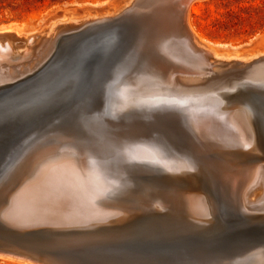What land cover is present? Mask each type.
<instances>
[{
    "label": "bare ground",
    "instance_id": "bare-ground-1",
    "mask_svg": "<svg viewBox=\"0 0 264 264\" xmlns=\"http://www.w3.org/2000/svg\"><path fill=\"white\" fill-rule=\"evenodd\" d=\"M192 1L133 0L115 11L67 15L51 24L47 39L40 37L48 44L38 65L21 76L10 64L20 51L16 56L10 41L0 42V98L43 77L68 54L65 76L75 77L72 92L57 90L64 93L59 107L0 154V218L9 232L0 244L57 264L72 263L55 250L114 242L125 243L124 252L157 250L159 259L148 256L149 264H201L213 249L238 246L252 238L247 230L264 228V127L254 120L259 113L264 126V88L252 92L260 105L233 94L246 80L264 82V50L240 54L200 40L188 25ZM138 28L147 32L122 60ZM7 31L13 28L1 32ZM23 36L29 45L36 35ZM117 63L122 67L109 82L108 116L86 123L96 134L87 138L80 115L99 112V87ZM216 64L246 72L209 95L178 89L176 73L203 75ZM183 114L194 138L173 134L174 146L166 135L182 125ZM145 127L171 147L160 138L138 140ZM166 243L175 246L166 249ZM207 264H264V244Z\"/></svg>",
    "mask_w": 264,
    "mask_h": 264
},
{
    "label": "rangeland",
    "instance_id": "rangeland-1",
    "mask_svg": "<svg viewBox=\"0 0 264 264\" xmlns=\"http://www.w3.org/2000/svg\"><path fill=\"white\" fill-rule=\"evenodd\" d=\"M126 1L125 0H0V25H1L0 32L8 28H13L15 32L17 31L16 34L19 33L17 35H19L18 37L20 38V41L16 39L10 40L15 50L14 55L17 56L18 50L20 51L18 52V55L21 53L19 55V58L14 59L13 61L10 62V64L12 65L11 67L12 69H14V66L18 65L17 68L13 70V73L17 76H21L27 70L29 69L34 70L37 67L38 65L37 61L41 57L42 51L48 44L40 40L41 38L45 37L47 39L49 37L46 33L51 31L52 29L51 24L54 21L59 19H64L67 17V15L80 17V16H84L85 14L115 11L119 7H121V5L122 7L125 6L127 4ZM130 2L132 3L133 0L128 1L127 5H130L131 4ZM190 7L194 9L190 8V12L188 13L189 16L188 25L190 28L193 29V32H195L196 36L200 38V40H203V42L218 44L220 45V47L225 46L224 48L228 52L232 51V52H238L240 54L244 52L254 51L255 48L264 50V42L260 41L261 37L264 36V0H194L192 1ZM67 9H70L72 11H66ZM8 22H12L13 24L5 25ZM58 23L59 22H54L55 25ZM129 30L130 28L128 27L126 31L129 32ZM30 33L34 34V36L36 35L35 39L29 45H25L23 39L26 38L27 36L25 37L23 35ZM87 44L88 43H86L85 45ZM26 46L27 48L30 49L28 51L29 52L28 54H24L25 53L24 50ZM33 46L37 48L35 49L33 48ZM70 56L71 55L68 54L66 57L60 59L46 75L37 78L36 81H32L26 84V86L20 89L18 93L13 94L11 96L6 95L0 98V111L3 109H7L9 112V114L7 112L6 115L0 118L1 119L0 120V138H1L0 154L4 151V149L8 148V145H10L11 142L15 141L17 137L21 135L28 136L30 133L28 130L38 125L37 122L40 121V118L43 117V114L46 115L44 112L48 114L53 112L59 107L60 102L63 101L60 100L59 97L62 99L64 98V93L61 94L60 92L65 91L66 87L68 88H66L65 94H67L68 92H72L75 77L74 75L69 76L67 78L65 76L67 73L68 64H70L71 62L69 58ZM225 66L226 65L216 64L213 67H209V68L206 67L207 76L206 73H204L205 75L180 74L177 76L178 79L177 82L181 85H186V86L187 85L205 86V85H213V84L218 85L222 83L224 84L233 83L235 81L243 79V76L246 72V69L244 67H239V66L225 67ZM208 73H210V75ZM46 88L48 89V91H42L45 90ZM61 88H63L62 91ZM57 90L60 92L57 93ZM40 91H42V93H39ZM35 95H37L36 98ZM43 96L44 97L47 96L48 100H41L44 99ZM52 97L54 100H56L55 101L56 103L54 102L53 99L50 100ZM93 98L94 101L97 102L95 95H93ZM9 105L12 106V108L9 107ZM52 106L54 108H52ZM32 109H33V113L31 111ZM26 112L28 113L31 112V113L27 114ZM14 118H16V120H14ZM13 120L14 123L11 122ZM44 120H41L40 122ZM41 130H39L38 132H40ZM172 132L179 140L184 141L185 139L184 134L177 126L172 125ZM246 233L252 238L246 241L245 243L232 247H220V248L217 247L213 249L211 253L238 250L239 248L242 249L247 247L248 244H253V243L259 244V242L261 243L264 241L262 240L264 239V228L256 229L255 231L247 230ZM198 238L199 236L195 239ZM200 239L201 238H199L198 240ZM171 245L173 244L166 243V247H168L166 249L169 248L173 249ZM8 257L12 259H9ZM195 257L196 255L195 256L193 255V258ZM15 259L16 261H14ZM18 259L20 260L19 262H17ZM24 260L26 261L23 262ZM30 262L34 264H56V263H47L45 261L42 262L40 260L35 261V260L24 259L21 257L19 258V256L13 253L0 252V264H31Z\"/></svg>",
    "mask_w": 264,
    "mask_h": 264
},
{
    "label": "water",
    "instance_id": "water-1",
    "mask_svg": "<svg viewBox=\"0 0 264 264\" xmlns=\"http://www.w3.org/2000/svg\"><path fill=\"white\" fill-rule=\"evenodd\" d=\"M12 22H8L5 25H11ZM1 26V25H0ZM142 30V31H141ZM135 37L131 40V43L128 47V51H126V54H123V56L121 57L122 60H124L125 58H127L129 55H131L132 53H135V47L137 46V44L139 43V39L142 38V36L147 32V30H143V28H138L137 30H135ZM11 39H16L18 41H20V38L18 37V35L16 34V32L14 31H7V32H0V42H4V41H10ZM28 39L27 37L24 38V42L25 40ZM129 52V55H128ZM128 55V56H127ZM121 60V61H122ZM119 63V62H118ZM118 63L114 66V68L108 72V77L107 80L104 82V84L101 86V88L99 87L100 91V97L98 99V107H99V112L97 114H85V115H80V125H81V132L82 135H84L87 138H92L93 136H96V134L94 133H90L89 129H87V124L86 123H90V122H94V120L99 116L101 118H105V116L107 115V111L109 109L108 107V95L107 92L109 93V82L110 79H112V81L116 80L117 75L119 73L116 74L117 70H119L122 65H118ZM53 62H51L50 64H48L45 67L46 68L52 66ZM118 66V67H117ZM125 69H128L129 67L127 65H124ZM120 72V71H119ZM180 75V73H176L175 76L177 78V76ZM262 80H258L256 82H253L251 80H246L245 82L241 83L240 86L236 87V90L233 92V94H235V92L240 93L238 95H241L242 97L244 96L245 98L250 99L251 96L254 99L255 104H259L260 105V101H258V98L256 96L252 95V92H256L259 91L260 89L264 88L262 85ZM264 83V82H263ZM228 84V83H227ZM180 85V84H179ZM111 86V85H110ZM224 86V83L222 84H218V85H205V86H193V85H181L178 86V89H180L181 91H193L194 93H189L192 94L193 96H205V95H209L212 92H217L220 88H222ZM201 91V92H199ZM225 92V91H223ZM192 95L190 97H192ZM190 102V101H188ZM96 116V118H94ZM255 116V115H254ZM255 123L257 125V127H260L261 129H263V121L260 118V114L258 113L255 117ZM181 119V123L182 125L177 126L181 132L184 134V137L188 140L190 138H194L193 134L190 130V126L187 122V117L183 114L182 116H180ZM144 131V136L140 137L138 140L141 141H149V140H155V139H159V142H163L164 144H166L167 146H170L168 144V142L163 138L160 137L162 135H155L153 132H149V130L145 127L143 129ZM174 133L172 132L169 135H166L167 138L169 139V141L174 145L177 146V142L176 140H174V137L172 138V136ZM81 135V136H82ZM81 142V141H80ZM171 147V146H170ZM176 148V147H175ZM218 215L219 212L217 211ZM220 217V215H219ZM6 227L4 226V224L1 222V218H0V240L5 239V236H8V233L6 230ZM264 240V239H262ZM261 240V241H262ZM260 244H264L263 242H259L258 243H253V244H248L247 247L242 248V249H238V250H231L228 252H210L211 254L208 257V260H203V262L201 264H207L208 262H213L217 259H221L225 256L228 255H232V254H236L240 251L246 250V249H250L252 247H255L257 245ZM14 246L11 245H3L0 244V252H9V253H13V254H17L18 253H28L29 256L33 257V259L35 260H40V261H45L47 263H52L49 260L45 259L42 256L39 255H35L31 252H24V251H20V249L17 250V248H13ZM120 247H127L125 243H119V242H114V243H110L109 245H107L106 247H96V248H90V249H86V250H55L56 252H58L59 254H65L64 256H62L66 261H68L69 263L75 264V263H79V264H149V262L146 260L148 259V256H152L154 255V257L158 260L160 255L158 253L157 250L154 251V249L152 248L150 251H140V250H134V251H130V252H124L121 251ZM129 247V246H128ZM119 249V250H118ZM154 260V259H153ZM57 264V263H56Z\"/></svg>",
    "mask_w": 264,
    "mask_h": 264
}]
</instances>
